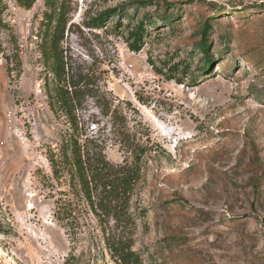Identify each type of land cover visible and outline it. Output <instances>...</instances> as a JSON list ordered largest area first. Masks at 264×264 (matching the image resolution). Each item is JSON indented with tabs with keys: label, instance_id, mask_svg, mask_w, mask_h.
<instances>
[{
	"label": "rangeland",
	"instance_id": "rangeland-1",
	"mask_svg": "<svg viewBox=\"0 0 264 264\" xmlns=\"http://www.w3.org/2000/svg\"><path fill=\"white\" fill-rule=\"evenodd\" d=\"M137 1L70 0L61 43L88 77L85 140L114 164L142 155L121 227L142 264H264V0ZM2 3L4 53L19 65L0 55V264H116L103 238L113 220L85 213L73 231L54 215L68 186L48 155L69 124L49 106L45 0ZM138 22L149 25L137 52ZM206 24L207 61L195 46Z\"/></svg>",
	"mask_w": 264,
	"mask_h": 264
},
{
	"label": "trees",
	"instance_id": "trees-1",
	"mask_svg": "<svg viewBox=\"0 0 264 264\" xmlns=\"http://www.w3.org/2000/svg\"><path fill=\"white\" fill-rule=\"evenodd\" d=\"M17 4L30 10L37 0H16ZM138 4L154 3L153 0H140ZM47 11L44 14V33L41 46L44 63L49 70L50 78L47 80V93L49 106L54 113H61L69 124L61 144L56 150L50 149L48 161L53 177L58 182H64L68 190L59 191L61 197L56 201L55 218L61 225L69 230L81 225L80 217L85 213L92 214L100 222L111 221L116 224V232L103 231V238L111 258L116 264H142L139 255L132 249V243L121 226L129 224L130 202L142 175L141 156L133 155V161H125L118 165L110 162L105 149L96 141L86 138L80 128L77 111L82 106V98L89 88L88 77L67 61L62 48L70 0H45ZM5 5L0 0V29L5 27L2 15ZM165 8L169 4L165 2ZM113 16L119 12L112 10ZM168 21L170 17H161ZM208 23V22H206ZM146 22H138L130 33L131 49L140 51L147 33ZM202 39L195 44L196 48L210 58V31L211 25L206 24ZM0 55L5 56L8 69L17 67L19 60L12 63L6 56L0 36ZM176 68V67H175ZM202 70H207L203 67ZM178 69L174 74H177ZM184 75L189 74L184 67ZM171 79L178 83L183 82L173 75ZM256 159V156H255ZM119 227L121 230H118ZM170 244L178 242L174 236L166 238Z\"/></svg>",
	"mask_w": 264,
	"mask_h": 264
},
{
	"label": "built area",
	"instance_id": "built-area-1",
	"mask_svg": "<svg viewBox=\"0 0 264 264\" xmlns=\"http://www.w3.org/2000/svg\"><path fill=\"white\" fill-rule=\"evenodd\" d=\"M169 139L171 140V143H172L173 147H177L180 144L181 140H182L180 137L178 138L176 135L175 136H171Z\"/></svg>",
	"mask_w": 264,
	"mask_h": 264
}]
</instances>
